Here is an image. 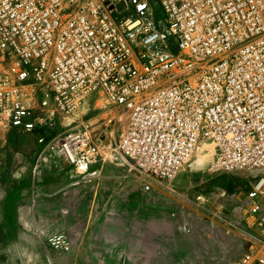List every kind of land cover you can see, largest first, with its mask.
<instances>
[{
	"label": "built area",
	"instance_id": "built-area-1",
	"mask_svg": "<svg viewBox=\"0 0 264 264\" xmlns=\"http://www.w3.org/2000/svg\"><path fill=\"white\" fill-rule=\"evenodd\" d=\"M0 58V132L36 133L37 168L91 174L98 145L61 116L101 91L125 123L116 158L146 191L171 190L205 142L214 173L264 170V0H0ZM226 197L193 202L221 214ZM244 199L259 234L231 264H264V174Z\"/></svg>",
	"mask_w": 264,
	"mask_h": 264
},
{
	"label": "crops",
	"instance_id": "crops-1",
	"mask_svg": "<svg viewBox=\"0 0 264 264\" xmlns=\"http://www.w3.org/2000/svg\"><path fill=\"white\" fill-rule=\"evenodd\" d=\"M22 136L0 132V264H123L130 254L146 258L157 255L163 242L170 244L165 225L176 204L129 180L115 154L100 153L91 174L77 180L49 165L37 168L27 158L22 165L11 162ZM58 233L68 237L69 251L48 245Z\"/></svg>",
	"mask_w": 264,
	"mask_h": 264
},
{
	"label": "rangeland",
	"instance_id": "rangeland-1",
	"mask_svg": "<svg viewBox=\"0 0 264 264\" xmlns=\"http://www.w3.org/2000/svg\"><path fill=\"white\" fill-rule=\"evenodd\" d=\"M156 7L159 10V5L156 4ZM8 73L7 65L0 58V76H6ZM101 108L104 110L102 111ZM116 116L104 94L99 91L85 97L73 114L61 116V119H63L62 126L66 129L87 130L91 139L98 145L102 156L108 157L111 154L116 155L115 147L125 129V123ZM110 118H116V124L111 128H105L104 124ZM105 133L107 135H104ZM22 135L20 140H17V156L15 159H10L11 162L22 165L27 158V162L31 165H39L42 148L37 141L31 139L32 134ZM25 145H31L29 151H26L28 149ZM202 146L206 147L209 154L203 159L205 167L198 169L194 165L195 161L200 159V156L196 155L178 179L172 183L171 190L159 191L167 198L166 202H173L177 206V210L169 213L170 220L165 225L172 235L170 244L166 245L163 242L159 246L157 255L150 254L146 258L137 253L130 254L129 259L123 264H231L240 259L246 245L256 239L259 234L258 228L246 223L243 218L247 212L245 194L256 175L212 172L210 166L217 157L215 144L205 142ZM127 170L129 180H136L137 172L128 167ZM57 171L67 173V170ZM201 192L215 200L220 192H226L227 197L222 201L225 205L223 212L218 213L219 202L205 211L198 207L193 200L195 195ZM47 243L50 246L48 240ZM131 244L137 245L135 241Z\"/></svg>",
	"mask_w": 264,
	"mask_h": 264
},
{
	"label": "bare ground",
	"instance_id": "bare-ground-1",
	"mask_svg": "<svg viewBox=\"0 0 264 264\" xmlns=\"http://www.w3.org/2000/svg\"><path fill=\"white\" fill-rule=\"evenodd\" d=\"M122 122V121H121ZM123 123V122H122ZM68 124H70V123H68ZM125 127V126H124ZM202 146V145H201ZM199 147V149L197 150V152H196V155H198V157L200 156V159H198V160H196L195 161V163H194V165L199 169H202V168H204L205 167V163L203 162V159L205 158V157H207L209 154H208V150L206 149V147L205 146H202V147ZM210 150V149H209ZM196 155H195V157H196ZM194 157V158H195ZM193 161V160H192ZM191 161V162H192ZM189 166V165H188Z\"/></svg>",
	"mask_w": 264,
	"mask_h": 264
},
{
	"label": "water",
	"instance_id": "water-1",
	"mask_svg": "<svg viewBox=\"0 0 264 264\" xmlns=\"http://www.w3.org/2000/svg\"><path fill=\"white\" fill-rule=\"evenodd\" d=\"M261 173L264 174V170H263V171H260V172H259V171H258V172H253V173H251V174L259 175V174H261Z\"/></svg>",
	"mask_w": 264,
	"mask_h": 264
},
{
	"label": "trees",
	"instance_id": "trees-1",
	"mask_svg": "<svg viewBox=\"0 0 264 264\" xmlns=\"http://www.w3.org/2000/svg\"><path fill=\"white\" fill-rule=\"evenodd\" d=\"M4 232H5V230H4ZM4 232L0 233V237H2L4 235Z\"/></svg>",
	"mask_w": 264,
	"mask_h": 264
}]
</instances>
